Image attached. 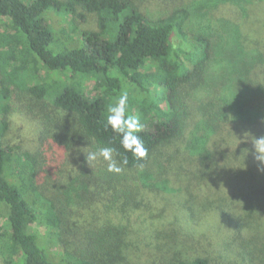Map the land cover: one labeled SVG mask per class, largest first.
Instances as JSON below:
<instances>
[{
  "label": "trees",
  "instance_id": "1",
  "mask_svg": "<svg viewBox=\"0 0 264 264\" xmlns=\"http://www.w3.org/2000/svg\"><path fill=\"white\" fill-rule=\"evenodd\" d=\"M125 91L146 158L106 126ZM0 94L4 264H264V0H0Z\"/></svg>",
  "mask_w": 264,
  "mask_h": 264
},
{
  "label": "clouds",
  "instance_id": "2",
  "mask_svg": "<svg viewBox=\"0 0 264 264\" xmlns=\"http://www.w3.org/2000/svg\"><path fill=\"white\" fill-rule=\"evenodd\" d=\"M129 94L127 91L122 92L116 102L108 109L106 118V126L118 134L119 143L125 152H131L138 159L146 158L148 150L144 146L143 140L139 133L142 131L144 125L140 118L129 112ZM256 160L264 164V136L255 138L253 141ZM115 152L111 147H100L97 151H89L85 154V160L90 166L92 162L97 161L98 158H103L108 162L107 171L115 174L123 172L121 165H127V156H123L119 163L113 158Z\"/></svg>",
  "mask_w": 264,
  "mask_h": 264
},
{
  "label": "rangeland",
  "instance_id": "3",
  "mask_svg": "<svg viewBox=\"0 0 264 264\" xmlns=\"http://www.w3.org/2000/svg\"><path fill=\"white\" fill-rule=\"evenodd\" d=\"M156 6H157V3L156 4H155V2L151 3V6L147 8V11H153L156 8ZM52 19L57 24H59L60 21H64L63 24L67 28H71L70 22L68 20L65 21L63 19V17L58 12H56V15L54 17H52ZM79 26L81 28H95L97 26V24L93 18H90V20L88 22L80 21ZM13 37L18 38V34L14 33ZM41 73H44V70H41ZM85 91H87V88H85ZM1 94H0V98H1ZM151 99H152V97L148 96L146 101L148 100V102H149ZM37 134H38V126L36 125V122H34L29 117H27L23 114L18 113V114L12 115L11 127H10V130H9L7 137H6V139L9 140L10 144L17 145L18 147H20L21 150L33 149L38 144ZM145 193L146 194H143V195H144V197L146 196V198L149 199L147 202L150 205V207L148 208V212H151L152 210H154V212H156V214L158 215V212H160V210L162 209L161 207H163V205H164L163 200L158 197V191L146 190ZM176 207H178V206H176ZM171 209L172 208L170 206L168 207V205L165 207V210L163 209L166 217L170 214ZM148 215H149V213H148ZM166 217H165V219H166ZM40 230L45 232V227H40ZM225 231L226 232L228 231V229L226 227H225ZM193 251H194V249L191 248V252H193ZM0 264H4V261H3L1 255H0Z\"/></svg>",
  "mask_w": 264,
  "mask_h": 264
}]
</instances>
